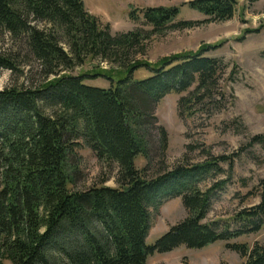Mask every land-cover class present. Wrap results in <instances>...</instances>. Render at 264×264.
<instances>
[{
	"label": "trees",
	"instance_id": "1",
	"mask_svg": "<svg viewBox=\"0 0 264 264\" xmlns=\"http://www.w3.org/2000/svg\"><path fill=\"white\" fill-rule=\"evenodd\" d=\"M187 5L207 21L223 22L233 17L237 1L192 0ZM138 12L154 33L202 23L176 21V6L132 10L130 19L139 20ZM142 33L112 34L109 24L86 9L84 0H0V71L24 75L36 62L43 79L35 88L0 91V264H147L155 253L180 246L202 249L263 226L264 180L260 204L237 214L238 227L221 229L217 222H203L213 197L229 180L206 191L199 185L222 173L221 164L232 169L234 154L154 177L136 167L139 156L150 160L148 132L156 120L155 106L167 95L186 93L178 101L182 117L209 107L220 111L227 102L221 87L226 66L220 59L205 56L202 48L166 57L156 66L132 62L145 38ZM90 60L118 67L72 74ZM140 68L152 75L134 80ZM109 72H116L117 79ZM99 77L111 86L85 83ZM157 129L165 154L168 133L164 127ZM82 144L99 161L117 165L118 187L75 189L81 172L77 149ZM177 197L188 216L148 245L154 214ZM227 247L247 257L245 264H264L262 245Z\"/></svg>",
	"mask_w": 264,
	"mask_h": 264
},
{
	"label": "rangeland",
	"instance_id": "2",
	"mask_svg": "<svg viewBox=\"0 0 264 264\" xmlns=\"http://www.w3.org/2000/svg\"><path fill=\"white\" fill-rule=\"evenodd\" d=\"M190 1L84 0V3L91 14L103 24L110 25L114 35L138 30L143 32L145 38L136 48L132 62L156 66L166 57L195 53L204 48L205 56L220 59L224 63L226 71L221 87L227 94L225 107L220 111L209 107L194 116L182 117L178 112V101L186 93L167 95L155 106L156 120L152 129L148 127L150 160L139 156L136 167L139 170L146 169L147 177H154L178 166L195 165L211 157L234 154L232 169L228 164H221L223 172L207 177L199 186L206 191L216 182L229 180L224 189L213 197L211 209L203 222H217L221 229H235L239 226L235 220L237 214L260 204V184L264 180V0H236L233 17L223 22L207 21V16L187 5ZM159 6L178 7L180 14L176 21L202 23L193 28L154 33L152 27L144 23L140 12L137 21L129 17L132 10ZM147 33L150 35L147 36ZM117 67L90 60L72 74ZM109 73L117 79L116 72ZM151 75L150 70L140 68L135 71L133 78L142 80ZM5 77L3 89L12 86L35 88L43 81L36 62L32 63L30 72L24 75L0 71V78ZM85 83L98 88L111 86L104 77L87 79ZM160 127H164L168 133L165 154L158 142L157 128ZM256 136H262V141L254 143L252 140ZM77 155L81 172L76 190L98 185L118 187L116 164L99 161L84 144L77 149ZM187 216L188 211L181 197L166 201L153 216L146 243L153 245L161 235ZM227 244L245 245L249 249L256 244L264 246V224L258 231H250L230 241H218L202 249L180 246L167 253H155L148 258L147 264H245L247 257L228 248ZM3 264L12 263L4 260Z\"/></svg>",
	"mask_w": 264,
	"mask_h": 264
},
{
	"label": "clouds",
	"instance_id": "3",
	"mask_svg": "<svg viewBox=\"0 0 264 264\" xmlns=\"http://www.w3.org/2000/svg\"><path fill=\"white\" fill-rule=\"evenodd\" d=\"M6 79V77L5 78H0V91H2L3 90V87H4V80Z\"/></svg>",
	"mask_w": 264,
	"mask_h": 264
}]
</instances>
